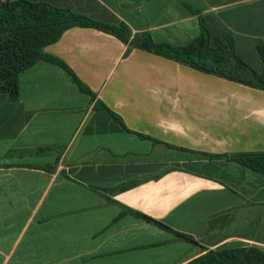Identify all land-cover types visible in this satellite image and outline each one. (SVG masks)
Wrapping results in <instances>:
<instances>
[{
	"label": "crops",
	"instance_id": "obj_1",
	"mask_svg": "<svg viewBox=\"0 0 264 264\" xmlns=\"http://www.w3.org/2000/svg\"><path fill=\"white\" fill-rule=\"evenodd\" d=\"M29 1L175 48L204 28L211 46L228 36L264 70V0ZM43 52L95 98L45 61L19 75L17 101L0 93V264H187L208 251L264 252V176L234 161L264 153L263 90L96 28H68Z\"/></svg>",
	"mask_w": 264,
	"mask_h": 264
},
{
	"label": "trees",
	"instance_id": "obj_2",
	"mask_svg": "<svg viewBox=\"0 0 264 264\" xmlns=\"http://www.w3.org/2000/svg\"><path fill=\"white\" fill-rule=\"evenodd\" d=\"M74 26L99 29L114 35L131 48H138L203 73L264 91V70L258 72L246 64L235 52L233 40L228 36L222 42L214 40V46H211L210 36L202 28L200 37L194 42L175 48L156 44L147 34L131 38L124 25L102 24L47 3L8 0L0 4V93L7 94L11 101H17L19 75L37 62L45 61L66 70L79 90L94 99L95 96L90 90L62 61L43 52L44 47L55 43L66 29ZM260 53L264 61L261 49ZM99 106L103 107L97 105ZM234 161L264 176V153L236 155ZM141 217L152 221L145 216ZM174 234L190 240L185 235ZM187 264H264V252L256 247L208 251Z\"/></svg>",
	"mask_w": 264,
	"mask_h": 264
},
{
	"label": "built area",
	"instance_id": "obj_3",
	"mask_svg": "<svg viewBox=\"0 0 264 264\" xmlns=\"http://www.w3.org/2000/svg\"><path fill=\"white\" fill-rule=\"evenodd\" d=\"M6 1H8V0H0V4H3V3H5Z\"/></svg>",
	"mask_w": 264,
	"mask_h": 264
}]
</instances>
